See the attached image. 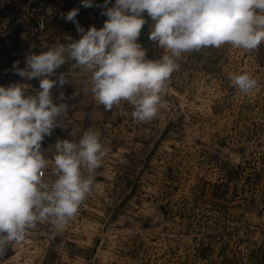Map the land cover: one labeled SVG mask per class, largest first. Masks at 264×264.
<instances>
[{
	"label": "rangeland",
	"instance_id": "rangeland-1",
	"mask_svg": "<svg viewBox=\"0 0 264 264\" xmlns=\"http://www.w3.org/2000/svg\"><path fill=\"white\" fill-rule=\"evenodd\" d=\"M76 7L81 27H103L102 9L81 0H0L10 84L36 93L39 80H22L12 65L24 68L26 54L78 40L75 24L62 18ZM143 15L138 42L158 60L165 50L149 40L152 21ZM74 63L56 73L69 80L63 92L72 98L60 118L66 129L42 143L49 160L43 179L57 178L51 158L58 139L78 142L91 129L107 155L67 227L38 222L23 242L6 247L0 264H264V42L251 51L224 44L183 53L166 83L165 106L147 122L133 119L127 101L106 111L91 92V74ZM243 73L257 81L247 95L230 79ZM59 93L54 86L56 103L64 102Z\"/></svg>",
	"mask_w": 264,
	"mask_h": 264
},
{
	"label": "clouds",
	"instance_id": "clouds-1",
	"mask_svg": "<svg viewBox=\"0 0 264 264\" xmlns=\"http://www.w3.org/2000/svg\"><path fill=\"white\" fill-rule=\"evenodd\" d=\"M109 4L111 0L103 5L81 0L84 8L102 9L100 15L107 17L103 27H81L76 20L80 8H73L62 18L75 24L78 40L26 54L24 68L19 61L13 63L14 75L24 81L39 80L34 95L26 94L23 83L0 86V254L7 246L23 242L38 222H47L57 231L65 229L92 193L95 172L107 155L99 133L91 129L78 142L58 139L51 158L57 178L51 183L43 179L49 160L42 143L57 127L65 128L60 118L68 113L67 100L72 98L63 92L69 80L63 73L56 75L67 60L75 62L74 69L91 74V92L106 111L127 101L133 106V119L147 122L165 106L166 83L178 70L183 53L224 44L251 51L264 42V0H115ZM54 11L49 8L46 14ZM145 12L152 21L149 40L165 50L158 60L148 59L138 42L147 22ZM230 79L243 95L257 86L247 73ZM57 85L61 103L53 100Z\"/></svg>",
	"mask_w": 264,
	"mask_h": 264
},
{
	"label": "built area",
	"instance_id": "built-area-1",
	"mask_svg": "<svg viewBox=\"0 0 264 264\" xmlns=\"http://www.w3.org/2000/svg\"><path fill=\"white\" fill-rule=\"evenodd\" d=\"M40 24L41 22H39V25ZM10 65L9 55L7 56L0 51V86H8L10 84Z\"/></svg>",
	"mask_w": 264,
	"mask_h": 264
}]
</instances>
